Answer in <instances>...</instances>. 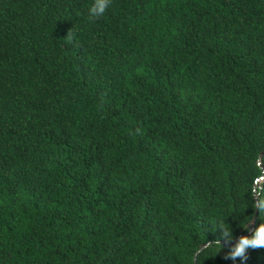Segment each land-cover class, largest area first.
<instances>
[{
  "label": "trees",
  "instance_id": "16d2710c",
  "mask_svg": "<svg viewBox=\"0 0 264 264\" xmlns=\"http://www.w3.org/2000/svg\"><path fill=\"white\" fill-rule=\"evenodd\" d=\"M91 3L0 0V264H264V0Z\"/></svg>",
  "mask_w": 264,
  "mask_h": 264
},
{
  "label": "clouds",
  "instance_id": "9594fccd",
  "mask_svg": "<svg viewBox=\"0 0 264 264\" xmlns=\"http://www.w3.org/2000/svg\"><path fill=\"white\" fill-rule=\"evenodd\" d=\"M109 6L110 0H92L88 8L89 18L96 19L104 16ZM256 207H258L259 212L264 210V200H258ZM218 227L221 230V238L225 243H229L233 239L231 229L229 227L225 229L219 225ZM216 243L220 244V241L217 240ZM249 248H264V223L259 224L250 236H240L235 244L232 245L228 253V258L235 261L239 257L243 260Z\"/></svg>",
  "mask_w": 264,
  "mask_h": 264
},
{
  "label": "water",
  "instance_id": "95a60500",
  "mask_svg": "<svg viewBox=\"0 0 264 264\" xmlns=\"http://www.w3.org/2000/svg\"><path fill=\"white\" fill-rule=\"evenodd\" d=\"M263 154H264V151L262 152V155H263ZM256 197H257V196H256ZM257 215H258V208H257V210H256V215H255V217H254V219H253V222L256 221ZM208 245H209V243H205L204 247H206V246H208Z\"/></svg>",
  "mask_w": 264,
  "mask_h": 264
}]
</instances>
